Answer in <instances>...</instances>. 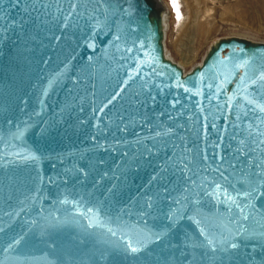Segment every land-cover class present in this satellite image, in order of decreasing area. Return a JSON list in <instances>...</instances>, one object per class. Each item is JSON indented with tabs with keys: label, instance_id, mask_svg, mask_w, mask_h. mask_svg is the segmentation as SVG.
<instances>
[{
	"label": "water",
	"instance_id": "1",
	"mask_svg": "<svg viewBox=\"0 0 264 264\" xmlns=\"http://www.w3.org/2000/svg\"><path fill=\"white\" fill-rule=\"evenodd\" d=\"M162 39L153 0H0V264H264V42Z\"/></svg>",
	"mask_w": 264,
	"mask_h": 264
},
{
	"label": "rangeland",
	"instance_id": "2",
	"mask_svg": "<svg viewBox=\"0 0 264 264\" xmlns=\"http://www.w3.org/2000/svg\"><path fill=\"white\" fill-rule=\"evenodd\" d=\"M163 1L169 8L163 51L183 72L198 65L218 38L264 42V0Z\"/></svg>",
	"mask_w": 264,
	"mask_h": 264
},
{
	"label": "bare ground",
	"instance_id": "3",
	"mask_svg": "<svg viewBox=\"0 0 264 264\" xmlns=\"http://www.w3.org/2000/svg\"><path fill=\"white\" fill-rule=\"evenodd\" d=\"M153 1H154L156 8H157L158 13L160 14L161 25H162V27H164L166 24L165 23L166 22V14H167L169 8L163 0H153Z\"/></svg>",
	"mask_w": 264,
	"mask_h": 264
},
{
	"label": "snow or ice",
	"instance_id": "4",
	"mask_svg": "<svg viewBox=\"0 0 264 264\" xmlns=\"http://www.w3.org/2000/svg\"><path fill=\"white\" fill-rule=\"evenodd\" d=\"M17 2H18V0H17ZM260 79H261V80H264V75H261ZM261 110L264 111V109H261ZM233 167H235V166H233ZM258 175H259V174H258ZM244 219H248V216L245 215V216H244ZM202 235H203V233H202ZM156 240H159V237H156ZM209 243L211 244V241H209ZM128 247H129V249H130V251H131L132 253H136V252L138 251V248H137V247H134V246H132V245H128ZM229 247H230L231 249H236V248L238 247V245H237L236 243L232 242V243H230ZM211 250H212V251H216L217 249H216V248H212Z\"/></svg>",
	"mask_w": 264,
	"mask_h": 264
}]
</instances>
